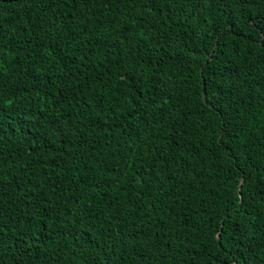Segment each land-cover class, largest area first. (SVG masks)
I'll return each mask as SVG.
<instances>
[{
	"label": "trees",
	"instance_id": "trees-1",
	"mask_svg": "<svg viewBox=\"0 0 264 264\" xmlns=\"http://www.w3.org/2000/svg\"><path fill=\"white\" fill-rule=\"evenodd\" d=\"M0 264H264V0H0Z\"/></svg>",
	"mask_w": 264,
	"mask_h": 264
}]
</instances>
